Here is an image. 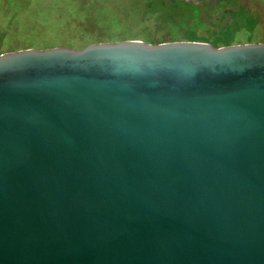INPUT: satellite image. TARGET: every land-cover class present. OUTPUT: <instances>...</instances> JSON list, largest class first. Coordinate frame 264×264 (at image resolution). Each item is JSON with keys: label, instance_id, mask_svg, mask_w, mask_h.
Returning a JSON list of instances; mask_svg holds the SVG:
<instances>
[{"label": "water", "instance_id": "obj_1", "mask_svg": "<svg viewBox=\"0 0 264 264\" xmlns=\"http://www.w3.org/2000/svg\"><path fill=\"white\" fill-rule=\"evenodd\" d=\"M0 264H264V42L0 54Z\"/></svg>", "mask_w": 264, "mask_h": 264}, {"label": "rangeland", "instance_id": "obj_2", "mask_svg": "<svg viewBox=\"0 0 264 264\" xmlns=\"http://www.w3.org/2000/svg\"><path fill=\"white\" fill-rule=\"evenodd\" d=\"M220 1L226 2L223 9L242 11L256 20L253 27L256 31L246 33L249 37L243 39L245 42H264V0H0V54L29 48H71L100 40L86 31L95 29L104 34L99 24L113 14H120L132 33L138 35L142 25L130 24L133 16L129 13L148 4H165L167 8L175 3L199 7L205 18L217 20L214 28L219 30L231 22L229 16L221 18V13L215 10ZM238 25L240 31L248 32L243 21ZM196 33L206 32L196 30Z\"/></svg>", "mask_w": 264, "mask_h": 264}, {"label": "trees", "instance_id": "obj_3", "mask_svg": "<svg viewBox=\"0 0 264 264\" xmlns=\"http://www.w3.org/2000/svg\"><path fill=\"white\" fill-rule=\"evenodd\" d=\"M225 4L226 2L220 1L215 10L221 13V18L229 16L231 22L220 27L219 30L214 28L217 20L205 18L204 12L199 7L180 3H175L168 8L165 4L160 6L148 4V7L146 5L143 9L129 13L133 16L130 24L136 22L142 25L140 34L132 33L131 28L125 24L124 18L120 17V14H113L107 16L101 24L98 23L105 30L104 34H100L95 29L91 32L86 31L100 40L86 41L71 48L80 49L92 43L125 40H141L153 44L169 41H194L209 43L214 47L252 43V41L245 42L243 39L249 37L246 33L256 31L253 28L256 20L242 11L223 9ZM239 21H243L248 32L240 31ZM196 30H202L206 33L197 34Z\"/></svg>", "mask_w": 264, "mask_h": 264}]
</instances>
